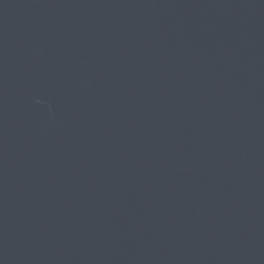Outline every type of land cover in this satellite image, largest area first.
Here are the masks:
<instances>
[{
    "label": "water",
    "instance_id": "obj_1",
    "mask_svg": "<svg viewBox=\"0 0 264 264\" xmlns=\"http://www.w3.org/2000/svg\"><path fill=\"white\" fill-rule=\"evenodd\" d=\"M0 264H264V0H0Z\"/></svg>",
    "mask_w": 264,
    "mask_h": 264
}]
</instances>
